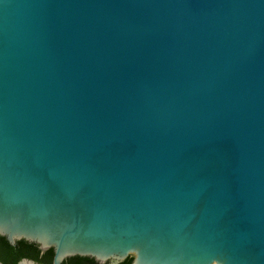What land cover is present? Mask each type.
<instances>
[{
	"label": "water",
	"instance_id": "water-1",
	"mask_svg": "<svg viewBox=\"0 0 264 264\" xmlns=\"http://www.w3.org/2000/svg\"><path fill=\"white\" fill-rule=\"evenodd\" d=\"M0 235L264 264V0H0Z\"/></svg>",
	"mask_w": 264,
	"mask_h": 264
},
{
	"label": "flooded vegetation",
	"instance_id": "flooded-vegetation-1",
	"mask_svg": "<svg viewBox=\"0 0 264 264\" xmlns=\"http://www.w3.org/2000/svg\"><path fill=\"white\" fill-rule=\"evenodd\" d=\"M18 241V240H17ZM16 241V242H17ZM15 242V244H16ZM14 244V245H15ZM37 246V245H36ZM38 249H40L37 246ZM15 251H16V255L15 257L12 259V261H8V262H3L0 259V264H45L44 262V258L49 260L50 259V263L53 264L52 259H53V251L52 248H47V249H40V251L38 252L37 258H33L31 256H28V254L30 255L31 253H29V248H24L21 251H19V249H17V247L15 246ZM48 253L51 252V255L49 256V254L45 257L44 253ZM78 256V255H75ZM75 256H68L65 257L60 264H113L110 260L101 262L99 260H96L95 258L91 257L92 259H88V258H84L83 257H75ZM89 257V256H87ZM123 262V261H122ZM120 262V263H122ZM117 263V264H120Z\"/></svg>",
	"mask_w": 264,
	"mask_h": 264
},
{
	"label": "trees",
	"instance_id": "trees-1",
	"mask_svg": "<svg viewBox=\"0 0 264 264\" xmlns=\"http://www.w3.org/2000/svg\"><path fill=\"white\" fill-rule=\"evenodd\" d=\"M15 246L17 247V249H19V251H21L24 248H29V253L31 254L30 255L28 254V256H31L33 258L34 257L37 258V256H39L38 252L40 251V249H38L34 243H30L24 240H18L15 245H11L8 243V241L5 239L4 236L0 235V259L3 262H8V261L10 262L15 257V255L17 254L15 251ZM48 254L50 256L51 252L44 253V256L46 257ZM75 257H79V256H75ZM80 257H83V256H80ZM84 258L92 259L91 257H87V256H84ZM130 261H131V257H127L120 264H129ZM44 262L45 264H51L50 259L47 260L44 258Z\"/></svg>",
	"mask_w": 264,
	"mask_h": 264
}]
</instances>
